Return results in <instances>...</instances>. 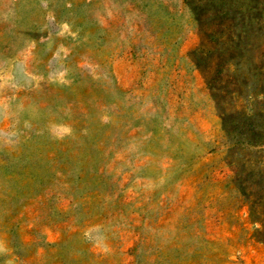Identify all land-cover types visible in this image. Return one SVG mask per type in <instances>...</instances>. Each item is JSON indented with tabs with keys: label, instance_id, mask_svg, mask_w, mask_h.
Listing matches in <instances>:
<instances>
[{
	"label": "rangeland",
	"instance_id": "rangeland-1",
	"mask_svg": "<svg viewBox=\"0 0 264 264\" xmlns=\"http://www.w3.org/2000/svg\"><path fill=\"white\" fill-rule=\"evenodd\" d=\"M0 264H264V0H0Z\"/></svg>",
	"mask_w": 264,
	"mask_h": 264
},
{
	"label": "crops",
	"instance_id": "crops-1",
	"mask_svg": "<svg viewBox=\"0 0 264 264\" xmlns=\"http://www.w3.org/2000/svg\"><path fill=\"white\" fill-rule=\"evenodd\" d=\"M190 46H193V42L191 43V45Z\"/></svg>",
	"mask_w": 264,
	"mask_h": 264
}]
</instances>
